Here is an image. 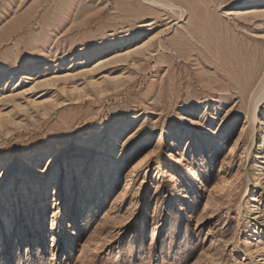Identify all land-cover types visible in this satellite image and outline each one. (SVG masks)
Returning <instances> with one entry per match:
<instances>
[{
    "label": "rangeland",
    "instance_id": "1",
    "mask_svg": "<svg viewBox=\"0 0 264 264\" xmlns=\"http://www.w3.org/2000/svg\"><path fill=\"white\" fill-rule=\"evenodd\" d=\"M241 1L0 0V264H264Z\"/></svg>",
    "mask_w": 264,
    "mask_h": 264
},
{
    "label": "bare ground",
    "instance_id": "2",
    "mask_svg": "<svg viewBox=\"0 0 264 264\" xmlns=\"http://www.w3.org/2000/svg\"><path fill=\"white\" fill-rule=\"evenodd\" d=\"M145 1H146V0H145ZM147 1H149L150 3H156V2H158L159 0H147ZM255 1H257V0H242L241 2L244 3L243 5H245V4H247V3H253V2H255ZM162 5H163V4H162ZM100 46H102V44H99L97 48H99ZM93 49H94V48H93ZM96 52H97V51H96ZM48 61H49L48 57H45V56H42V57H39V58L33 60L29 66H27L26 68L23 69V70H24L23 74H29L30 72H31V74H32L33 72H35L36 70H38L39 67H40L42 64H44V63H46V62H48ZM12 74H13V72H12V73H7V74H5V75H1V76H0V81L3 83V85H8V84L11 82V75H12ZM22 77H23V76H22ZM251 83H252V82L248 81V82L245 83V86H250ZM226 87H227V86H226ZM263 99H264V78L259 82V84H258V86H257V89L254 91V93H253L252 96H251V102H250V106H249V111H250L251 114H253V110L257 107L258 103H259L261 100H263ZM246 106H247V105H246ZM115 127H116V128H115V130H114V133H115L116 136L114 137V140L118 139L117 137H119L118 135L121 133V131H122L124 125H120V124H119L118 126H115ZM55 148H57V145H51V146L46 147L45 149H42V150H40V151H37V152L35 153V158H41V157H43V156H45V155H50V154H51V151H52L53 149H55ZM19 168H21V167H19ZM20 170H21V169H19V171H20ZM253 174H254V173H253ZM191 176H192V175H191ZM193 178H194V177H193ZM263 179H264V175H263ZM193 181H194V180H193ZM253 184H254V183H253ZM255 186H256V185H255ZM255 186H253V187H255ZM259 186H261V187H260V192H261V194L263 193V195H264V186H263V184H262V183H259ZM20 196H21V193H20L18 199L20 198ZM41 199H42V198H41ZM11 232L13 233V230H11ZM263 233H264V229L261 231V234H263ZM15 237H16V236L13 237V240H14ZM258 264H261V261H260Z\"/></svg>",
    "mask_w": 264,
    "mask_h": 264
}]
</instances>
